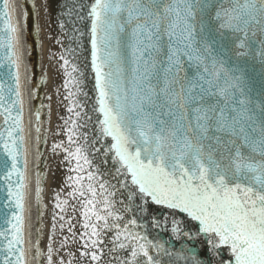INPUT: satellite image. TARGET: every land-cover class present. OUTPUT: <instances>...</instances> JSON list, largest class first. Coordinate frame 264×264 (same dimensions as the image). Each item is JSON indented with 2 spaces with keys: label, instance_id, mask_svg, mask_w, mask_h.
Masks as SVG:
<instances>
[{
  "label": "snow or ice",
  "instance_id": "1",
  "mask_svg": "<svg viewBox=\"0 0 264 264\" xmlns=\"http://www.w3.org/2000/svg\"><path fill=\"white\" fill-rule=\"evenodd\" d=\"M61 13L49 60L66 115L49 144L35 0H0V264H264V0ZM49 157L65 175L45 241Z\"/></svg>",
  "mask_w": 264,
  "mask_h": 264
},
{
  "label": "bare ground",
  "instance_id": "2",
  "mask_svg": "<svg viewBox=\"0 0 264 264\" xmlns=\"http://www.w3.org/2000/svg\"><path fill=\"white\" fill-rule=\"evenodd\" d=\"M47 3V12H45L44 5ZM65 0H35L36 8L39 12L38 17H34V26L39 25V33L36 35V39L40 41V46L37 47L38 50V75L39 78L43 73H47L48 82L46 85L41 87V103L48 105V96H52L51 101V123H48V112L47 107L42 110V119L45 121V127L50 129L49 134V144L51 143L53 137L51 136V131L55 130V127L59 121L58 117L60 115H66V112L62 105L58 104L59 97L55 95V88L62 83L61 76L57 75L53 67L54 62L49 60L50 50L53 52L60 51L58 45L54 44V38L60 34V29L58 27V18L61 17L62 5ZM77 27H82V25L77 24ZM35 29V27H34ZM49 36L53 39H49ZM86 46V43H85ZM86 55V52L84 53ZM87 87L86 91H89V84L86 81ZM44 151V149H42ZM58 160L53 162L51 157H49V166L51 171L48 172L47 177L43 181V203L48 205V208L44 212L42 218L43 233L45 241L47 235L51 228V201L53 190L59 185L63 180L65 175V169L63 167H58ZM47 171V169H45Z\"/></svg>",
  "mask_w": 264,
  "mask_h": 264
},
{
  "label": "water",
  "instance_id": "3",
  "mask_svg": "<svg viewBox=\"0 0 264 264\" xmlns=\"http://www.w3.org/2000/svg\"><path fill=\"white\" fill-rule=\"evenodd\" d=\"M21 2H23V0H21ZM28 7H31V2L29 3ZM30 24L33 25V33H35L34 17L30 21ZM34 40H37L36 39V35L28 37V42H29V44L33 45V50H32L31 56L28 57L27 60H28L29 64H36L37 65V67L35 68V72H36L35 80L38 82L39 79H40L39 75H38V50H37V47L33 43ZM85 43H86V40H85ZM86 47H90V46L87 45V43H86ZM86 55H87V52H86ZM90 77H91V73H90V69H89V80H88L89 91H90L91 85H92V80H91ZM40 92H41V89H40V91L38 93L39 99L32 102V105H33L34 108H39L40 107V104H41V93ZM27 120H28V112L26 111L25 112V121L27 122ZM157 208H158V206H154V210L157 209ZM159 211H164L165 213L167 212V210H163V209H159ZM157 214H159V212H157ZM33 222L35 223V209H33ZM152 231H153V234H156L157 232H159L161 234V236L163 237V239H165V240L172 239V237L170 236V228H169V235H165L162 229H153ZM173 243H175L174 240H173ZM178 246L179 245H177V247Z\"/></svg>",
  "mask_w": 264,
  "mask_h": 264
}]
</instances>
